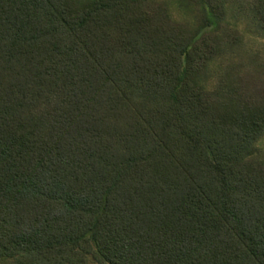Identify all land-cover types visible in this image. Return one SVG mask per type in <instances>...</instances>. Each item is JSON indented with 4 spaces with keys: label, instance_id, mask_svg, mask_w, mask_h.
Wrapping results in <instances>:
<instances>
[{
    "label": "trees",
    "instance_id": "trees-1",
    "mask_svg": "<svg viewBox=\"0 0 264 264\" xmlns=\"http://www.w3.org/2000/svg\"><path fill=\"white\" fill-rule=\"evenodd\" d=\"M172 1L0 0V261L264 264V59Z\"/></svg>",
    "mask_w": 264,
    "mask_h": 264
},
{
    "label": "rangeland",
    "instance_id": "rangeland-1",
    "mask_svg": "<svg viewBox=\"0 0 264 264\" xmlns=\"http://www.w3.org/2000/svg\"><path fill=\"white\" fill-rule=\"evenodd\" d=\"M169 3V8L176 20L183 19V13L177 10V5L174 4L172 0H166ZM248 3L245 0H233L231 1L228 6V14L227 20L231 23L234 27L238 28V30L243 33L246 37L247 41V49L252 53L260 55L264 59V38L261 37L257 32L256 23L253 20V16L251 14L250 9L248 8ZM220 63V62H218ZM218 65V64H217ZM215 66L213 68V72L216 71L220 65ZM257 81L256 84H252L251 89L254 91H258V88L261 91H264V81L259 82ZM260 91V93H262ZM258 146L262 151V155L264 157V137L259 142ZM0 264H14L12 260H3L0 261ZM94 264V263H92Z\"/></svg>",
    "mask_w": 264,
    "mask_h": 264
}]
</instances>
